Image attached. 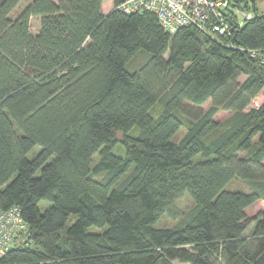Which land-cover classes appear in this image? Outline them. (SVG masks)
Returning a JSON list of instances; mask_svg holds the SVG:
<instances>
[{"label": "trees", "instance_id": "trees-1", "mask_svg": "<svg viewBox=\"0 0 264 264\" xmlns=\"http://www.w3.org/2000/svg\"><path fill=\"white\" fill-rule=\"evenodd\" d=\"M24 1L0 0V206L20 208L30 243L0 264H264V211L246 216L264 200L254 0H229L222 34L211 14L169 33L152 11L120 10L125 0L107 13L103 0H29L13 16ZM238 7L253 13L242 25ZM220 110L233 113L219 122ZM164 215L174 223L159 226Z\"/></svg>", "mask_w": 264, "mask_h": 264}, {"label": "built area", "instance_id": "built-area-1", "mask_svg": "<svg viewBox=\"0 0 264 264\" xmlns=\"http://www.w3.org/2000/svg\"><path fill=\"white\" fill-rule=\"evenodd\" d=\"M232 3L229 0H125L117 7L124 12L152 11L158 17L161 26L173 33L178 27L194 24L203 28L205 19L211 14L215 18L212 29L220 34L228 30L229 22L225 18ZM238 25L253 16L251 11L234 9ZM233 15V14H232ZM264 65V54L258 50H249ZM29 227L24 222L20 208L12 205L6 209L0 206V256L19 244L30 243L27 239Z\"/></svg>", "mask_w": 264, "mask_h": 264}, {"label": "rangeland", "instance_id": "rangeland-1", "mask_svg": "<svg viewBox=\"0 0 264 264\" xmlns=\"http://www.w3.org/2000/svg\"><path fill=\"white\" fill-rule=\"evenodd\" d=\"M29 0L24 1L18 9H16L12 15L16 16V14L18 13L19 9L21 7H23V5H25ZM256 8L258 9L259 12L264 11V0H254ZM103 10H107V6L105 5L103 7ZM238 10H240V8L238 7ZM40 17L38 16H32L30 18V28H31V32L32 33H37L39 30V26H40ZM144 56L143 55H139L136 56V58H134L130 63H129V68H133L134 66H136L138 64V62L144 60ZM244 76H241L239 78V80H243ZM264 101V87L263 89L258 93V95L252 100L250 106H254V107H258L261 105V103ZM210 105V100H207L206 102H204L200 107L202 109H206L208 106ZM152 114L153 115H157L160 112L159 107L156 105L155 107H153L152 109ZM233 111L232 110H220L218 111L214 118L216 120H218L219 122H223L224 120H226L227 118H229L232 115ZM185 133V129L181 128L179 129V131L175 134V136L173 137L174 140H179L183 134ZM135 134L134 130H131L129 132L128 135L133 136ZM124 135L121 132H117L116 133V144L113 148V151L118 153V154H123L124 153V145L121 143L124 140ZM257 141V137L253 138V147H255ZM231 150L234 152V154L238 157V158H242V157H248V151H236L234 150V147L231 148ZM98 161V152H96L93 155V165L96 164V162ZM229 189H242V190H247V186H245L244 183L238 181V180H234L233 182H229L226 186ZM191 203L190 199L188 198V196L185 194L182 196V198L178 201V205L181 207H185L188 206ZM49 205L48 202L46 201H41L39 203L40 208L43 210L45 209L47 206ZM264 211V200H257L256 202H254L253 204H251L249 207H247L246 209V216L248 218H252L254 215L258 214L259 212ZM174 223V220H171L169 217L167 216H162L161 219L158 221V225L159 226H170ZM96 227H91V230H95L98 231L99 229H95ZM174 264H184V263H179V262H174Z\"/></svg>", "mask_w": 264, "mask_h": 264}, {"label": "crops", "instance_id": "crops-1", "mask_svg": "<svg viewBox=\"0 0 264 264\" xmlns=\"http://www.w3.org/2000/svg\"><path fill=\"white\" fill-rule=\"evenodd\" d=\"M107 6V10H103V7L104 6ZM113 7V0H103L102 3H101V9L104 13H107L109 12Z\"/></svg>", "mask_w": 264, "mask_h": 264}]
</instances>
